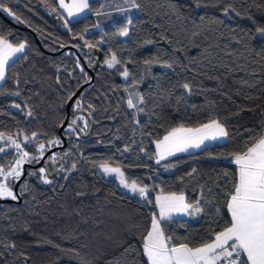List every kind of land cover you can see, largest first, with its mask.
Returning <instances> with one entry per match:
<instances>
[{"label": "trees", "instance_id": "obj_1", "mask_svg": "<svg viewBox=\"0 0 264 264\" xmlns=\"http://www.w3.org/2000/svg\"><path fill=\"white\" fill-rule=\"evenodd\" d=\"M3 3L23 22L0 10V33L13 44L26 43V51L9 65L0 87V132L19 133L30 156L39 155V143L46 145L43 157L63 146L59 131L69 96L91 81L92 50L99 62L69 124L83 120L72 125L75 131L69 125L64 131L67 146L54 153L56 161L50 160L54 154L46 160L57 167L56 173L45 169L52 183H43L39 169H28L19 186L21 203L0 202V264H148L143 244L161 194H182L203 209L198 222L163 223L174 245L198 246L230 224L226 194L237 179L234 154L264 133V0H136L137 18L103 32L94 17L99 2L75 22L57 0ZM129 24L123 42L120 33ZM113 54L120 64L109 69ZM128 93L143 97L138 113L128 107ZM212 119L226 127L227 143L156 163L154 144L169 131ZM32 133L36 140L24 144ZM52 139L60 144L48 145ZM15 159L14 148L7 149L0 166L7 169ZM103 164L147 186V199L130 197L104 179L98 172ZM18 181L9 182L13 191Z\"/></svg>", "mask_w": 264, "mask_h": 264}, {"label": "snow or ice", "instance_id": "obj_2", "mask_svg": "<svg viewBox=\"0 0 264 264\" xmlns=\"http://www.w3.org/2000/svg\"><path fill=\"white\" fill-rule=\"evenodd\" d=\"M41 2L43 3L44 0H41ZM124 2H130L131 6L135 8L140 7L136 0H124ZM58 5L69 16L84 12L86 9L91 10L89 0H72L70 4L66 3L65 0H58ZM116 7L120 11L126 10L119 5H116ZM0 10L7 12L18 22H23L9 7L4 5L3 0H0ZM52 10L55 11V8ZM96 14L100 15L101 13L97 12ZM225 14H227V11H225ZM129 23L131 22L129 21ZM261 31L264 32V30ZM120 34L128 36V29L124 28ZM198 35L199 33H194L193 37L195 38ZM146 43H151V41H146ZM85 45L92 47L87 41H85ZM25 48L26 43L13 44L0 33V84L5 82L9 61L17 53H23ZM152 62L148 61V63ZM155 62L160 63L159 60ZM106 64L108 68H114L117 64H120V60L113 54L106 61ZM77 66L79 67L78 60ZM162 66L172 67L167 62H164ZM80 71L83 73L84 69L81 67ZM123 76L126 79L128 78L129 73L127 70L123 72ZM85 77L87 78L86 73ZM182 87L189 92L191 91L190 85L187 83L183 84ZM69 99H71V96H69ZM138 102L142 104L144 102L143 97H139ZM127 103L129 108L137 107L131 98L128 99ZM14 106L19 107V105ZM75 109H82L79 99L75 101ZM31 114V112L28 113V115ZM78 119L83 120V117L73 118L69 124V130L75 131L72 125H76ZM87 127L88 123L84 121L80 131L83 132ZM18 137L19 133L17 138H14L12 135L0 132V142L10 144L16 153V159L12 165H9L7 169L0 166V199H17L16 193L8 183L9 178L13 182L18 181L22 175L24 163L38 162L43 157L46 148L44 143H39V155L30 156L29 152L19 142ZM226 137H228L226 127L218 119H212L197 128H185L183 126L174 128L162 140L156 142L158 157L156 163L159 164L162 160H166L177 153L188 152L190 149H201L206 140H217ZM36 138L37 133H32L31 137L25 135L24 144L35 141ZM250 139L253 142H246V151L236 153L233 157V162L238 166V173L232 190L226 194V207L230 213V224L218 233H214L209 240L203 241L198 246L190 247L187 243L174 245L171 242L172 237L165 235L161 226L162 221L171 220L173 213L193 214L199 213L203 209L198 204L186 203L182 194H161L156 197L155 201L159 207V213L158 215L153 214L151 230L145 237L143 244L148 264H264V133L259 138L252 137ZM59 144L58 139L48 141V145L51 146H58ZM4 152L5 147L0 146V153ZM50 160L52 162L56 161L55 154L50 157ZM72 167L74 169L75 165L73 164ZM101 167L104 174L116 176L125 189L147 199V186H140L135 180L129 182L119 167H111L108 164H103ZM165 167H168V165H165ZM39 172L43 183H52L45 174V168L41 167Z\"/></svg>", "mask_w": 264, "mask_h": 264}, {"label": "crops", "instance_id": "obj_3", "mask_svg": "<svg viewBox=\"0 0 264 264\" xmlns=\"http://www.w3.org/2000/svg\"><path fill=\"white\" fill-rule=\"evenodd\" d=\"M57 2H58V0H57ZM65 2L70 4L72 2V0H65ZM93 2H99L101 4V9L99 11V13H101V14L100 15L95 14V16H94L95 17V21H96L97 29L100 32H103V31L107 30V28L105 30H103V29L105 27L110 26L111 21L114 22L113 25L115 23H117V22H121V21H118L120 19L118 17H123L122 19H124V20H122V21H128L129 22V21H132V20H134L135 18H137L139 16L138 9L135 8V7H132L130 2L129 3H125L124 0H89V4H91ZM116 5H119L121 8L126 9V10L125 11H120L116 7ZM60 10L70 22H75V21H78L80 19H83V18L91 15V13H92L91 10L86 9L84 12L78 13V14L73 15V16H69L64 9L60 8ZM25 51H26V49H25ZM24 52L22 54H24ZM22 54H20V56ZM15 58L16 57L14 56L9 61V65L15 60ZM2 85L3 84H0V87ZM227 141H228V137H226V138H218L217 140H206L204 142V146H202L201 149H190L188 152L177 153L174 156L168 157L166 160H162L160 163H164V162H166L168 160H171V159H173L175 157H178V156L195 154V153L203 151L206 148H210V147H213L215 145L225 144V143H227ZM154 148H155V151H156V160H157L158 157H157L156 143L154 144ZM233 164L236 165L234 162H233ZM98 172L101 174V176L104 179L116 181L118 186H119V188H120V190L123 193H125V194L129 193V191L126 190L120 184L119 179L116 176H108V175L104 174L102 167L98 168ZM148 194H149V191L147 192V196H148ZM129 196L133 197V198H136L139 201H144L145 200L144 198L140 197L139 194L130 193ZM155 201H156V198H155ZM185 202L187 203L186 197H185ZM155 206H156L157 214H158L159 213V207H158V205H156V203H155ZM201 215H202V212L193 213V214L173 213L172 214V219L171 220L162 221L161 226L163 225V223L170 222V221H193V222H198L201 219Z\"/></svg>", "mask_w": 264, "mask_h": 264}, {"label": "water", "instance_id": "obj_4", "mask_svg": "<svg viewBox=\"0 0 264 264\" xmlns=\"http://www.w3.org/2000/svg\"><path fill=\"white\" fill-rule=\"evenodd\" d=\"M91 53H92V56H93V60L96 61L95 65L93 66V70L87 68V70L89 71V73L91 75V81L88 84H86L83 87H81L78 90V92L70 99V101L68 102V104L66 106L67 117H66V120H65L64 124L60 128V131H59V134H60V136L62 138L63 146L57 147V148H54V149H51L50 151H48V153L41 159L40 163L37 164V165L25 164L23 166V176L17 182V184H16V186L14 188V192L17 195V199H16L17 201H14V200H6V201H0V202H2V203H11V202H14V203H19V204L21 203V197L19 195V186H20L21 182L26 178L28 169H40L41 167H45V169L47 170V173H50V167H53V170L56 173L57 167L53 163H51V162L46 163V160L52 154L56 153L59 150H62V149H65L66 148V146H67V140L64 137L63 133L66 130V128L68 127V125H69L70 115H71V109H72L75 101L79 98V96L84 91V89L87 88L88 86L93 85L94 82H95L94 70H96L97 67H98L99 59H97V56L99 55V53H98L97 50H94V51L92 50ZM91 134H92V129L90 130L89 135H91Z\"/></svg>", "mask_w": 264, "mask_h": 264}, {"label": "rangeland", "instance_id": "obj_5", "mask_svg": "<svg viewBox=\"0 0 264 264\" xmlns=\"http://www.w3.org/2000/svg\"><path fill=\"white\" fill-rule=\"evenodd\" d=\"M118 18H120L118 21H122V20H124V19H122L123 17H118ZM113 23H114V22L111 21L110 26L105 27L103 30H105L106 28L108 29V28L112 27ZM130 28H131V24L128 25V35H129ZM103 30H102V31H103ZM120 39H121L122 41L126 42V41L128 40V36H123V35H121V36H120ZM25 49H26V48H25ZM20 54H22V53H17V54L15 55V57H16L15 60L18 59V58L20 57ZM22 55H23V54H22ZM22 55H21V56H22ZM106 67H107V64H106ZM107 68H108V67H107ZM114 68H115V67H114ZM114 68H109V69H114ZM121 79H122L123 82H126V81H127V79H126L123 75L121 76ZM127 95H128V99L131 98V99L133 100V103L137 105L136 108H130V109L132 110V112H135V111H136V112L138 113V107L140 106V103L138 102V101H139L138 96H137L136 94H133V93H128ZM136 112H135V113H136ZM0 145H5V143L0 142ZM6 145H7V144H6ZM8 146H9L8 148H7V147L5 148V151H6L7 149H12V148H13L10 144H8ZM14 150H15V149H14ZM0 154H2V153H0ZM25 164H26V163H24V165H25ZM24 165H23V166H24ZM22 171H23V168H22ZM10 181L12 182L11 178H9L8 183H9ZM126 190H128V189H126ZM128 191H129V190H128ZM130 193H132V192L129 191V193H128L127 195H129ZM6 200H12V199H11V198L0 199V201H6Z\"/></svg>", "mask_w": 264, "mask_h": 264}]
</instances>
